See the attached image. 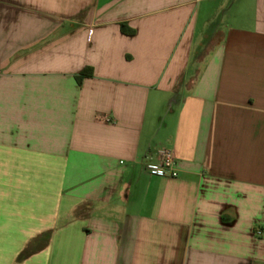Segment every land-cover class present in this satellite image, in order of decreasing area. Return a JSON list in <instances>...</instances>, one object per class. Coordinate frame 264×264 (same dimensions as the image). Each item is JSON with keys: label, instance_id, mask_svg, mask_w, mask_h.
Segmentation results:
<instances>
[{"label": "crops", "instance_id": "obj_1", "mask_svg": "<svg viewBox=\"0 0 264 264\" xmlns=\"http://www.w3.org/2000/svg\"><path fill=\"white\" fill-rule=\"evenodd\" d=\"M0 264H264V0H0Z\"/></svg>", "mask_w": 264, "mask_h": 264}, {"label": "built area", "instance_id": "obj_2", "mask_svg": "<svg viewBox=\"0 0 264 264\" xmlns=\"http://www.w3.org/2000/svg\"><path fill=\"white\" fill-rule=\"evenodd\" d=\"M103 121L108 122V119ZM145 162V170L152 177L161 179L177 177V159L173 150L161 147L148 155Z\"/></svg>", "mask_w": 264, "mask_h": 264}, {"label": "trees", "instance_id": "obj_3", "mask_svg": "<svg viewBox=\"0 0 264 264\" xmlns=\"http://www.w3.org/2000/svg\"><path fill=\"white\" fill-rule=\"evenodd\" d=\"M82 77L91 76V71L89 69H85L81 72Z\"/></svg>", "mask_w": 264, "mask_h": 264}]
</instances>
